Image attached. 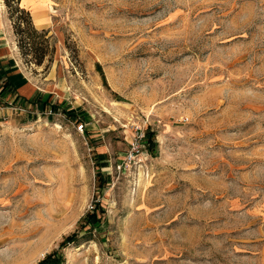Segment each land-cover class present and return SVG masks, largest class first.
<instances>
[{
	"label": "rangeland",
	"instance_id": "1",
	"mask_svg": "<svg viewBox=\"0 0 264 264\" xmlns=\"http://www.w3.org/2000/svg\"><path fill=\"white\" fill-rule=\"evenodd\" d=\"M0 47V264H264V0H0Z\"/></svg>",
	"mask_w": 264,
	"mask_h": 264
},
{
	"label": "crops",
	"instance_id": "2",
	"mask_svg": "<svg viewBox=\"0 0 264 264\" xmlns=\"http://www.w3.org/2000/svg\"><path fill=\"white\" fill-rule=\"evenodd\" d=\"M37 19V17H36ZM41 20V19H40ZM3 52V47H0V69H9V66L12 65L8 57L12 58V55L6 54ZM7 55V56H6ZM14 60L16 61V54L14 53ZM14 61V67L17 66V63ZM11 68V67H10ZM14 89L16 90L17 96L24 97L26 100L31 101L30 97L35 94L34 91L29 89V81L24 74H20L18 70H14V82L12 83ZM32 99V98H31Z\"/></svg>",
	"mask_w": 264,
	"mask_h": 264
},
{
	"label": "trees",
	"instance_id": "3",
	"mask_svg": "<svg viewBox=\"0 0 264 264\" xmlns=\"http://www.w3.org/2000/svg\"><path fill=\"white\" fill-rule=\"evenodd\" d=\"M76 239V235L72 234L69 237H67L63 242L60 243V248H62L67 243H72ZM59 259L54 256V253H52L49 256H46L44 259L39 261L37 264H59Z\"/></svg>",
	"mask_w": 264,
	"mask_h": 264
},
{
	"label": "built area",
	"instance_id": "4",
	"mask_svg": "<svg viewBox=\"0 0 264 264\" xmlns=\"http://www.w3.org/2000/svg\"><path fill=\"white\" fill-rule=\"evenodd\" d=\"M84 129V125L80 124L76 127V131H78L79 133H82ZM136 152H138V148H136Z\"/></svg>",
	"mask_w": 264,
	"mask_h": 264
}]
</instances>
